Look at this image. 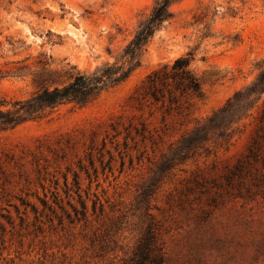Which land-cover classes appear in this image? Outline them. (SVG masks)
Returning <instances> with one entry per match:
<instances>
[{
	"label": "rangeland",
	"instance_id": "374dc122",
	"mask_svg": "<svg viewBox=\"0 0 264 264\" xmlns=\"http://www.w3.org/2000/svg\"><path fill=\"white\" fill-rule=\"evenodd\" d=\"M153 4L0 0L1 107L114 61ZM172 11L125 81L84 106L65 103L0 131V264H123L149 221L165 264H264V139L246 156L264 131V92L229 143L210 142L164 175L148 201L140 197L168 145L264 70V0H179ZM187 52L202 88L188 114L162 121L137 109L145 76ZM140 122L153 141L134 132ZM74 172L87 221L72 212ZM95 197L103 211L93 212Z\"/></svg>",
	"mask_w": 264,
	"mask_h": 264
},
{
	"label": "trees",
	"instance_id": "16d2710c",
	"mask_svg": "<svg viewBox=\"0 0 264 264\" xmlns=\"http://www.w3.org/2000/svg\"><path fill=\"white\" fill-rule=\"evenodd\" d=\"M177 1L179 0H154L149 14L139 22L133 35L111 63L105 62L89 73H77L65 84L42 86L27 98L13 100L10 106L3 108L1 105L5 104L0 103V131L10 130L27 120L43 118L65 103L84 106L94 101L101 92L125 81L139 66L140 56L154 33L173 17L172 5ZM191 60L192 53L187 52L174 58L170 63L150 71L135 94L137 109L142 110L147 107L150 109V114L153 111H159L162 121L167 116L188 114L193 100L202 96L200 80L190 68ZM263 92L264 70L249 85L234 92L224 105L205 119L197 120L193 127L171 142L166 151L160 154L156 170L142 189L140 193L142 200L146 202L150 199L157 183L164 175L201 150H207L210 142L217 145L229 143L235 130L232 127L233 124L248 115V111ZM258 120L261 130L264 128V106ZM140 125V128L134 127V132L143 139L153 141V132L145 123L140 122ZM113 131L112 136L117 137L119 131ZM129 135L127 131L125 136ZM258 138L264 139V131L258 132L252 138L246 156L257 155ZM88 161L92 171L96 172L91 153H89ZM85 169L89 172L88 167L85 166ZM73 184L79 196V207L71 204L74 218L87 221L88 208L85 200L80 198L79 178L76 172L73 173ZM43 204L48 206L49 203L44 200ZM97 205L99 210L103 211L102 204L95 197L92 200L93 212ZM123 264H165L162 245L158 241L156 228L151 221L146 224L131 254Z\"/></svg>",
	"mask_w": 264,
	"mask_h": 264
}]
</instances>
